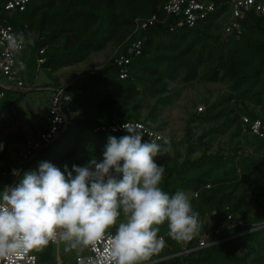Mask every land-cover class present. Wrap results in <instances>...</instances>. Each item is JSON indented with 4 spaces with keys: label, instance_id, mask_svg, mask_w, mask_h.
I'll list each match as a JSON object with an SVG mask.
<instances>
[{
    "label": "trees",
    "instance_id": "16d2710c",
    "mask_svg": "<svg viewBox=\"0 0 264 264\" xmlns=\"http://www.w3.org/2000/svg\"><path fill=\"white\" fill-rule=\"evenodd\" d=\"M7 1L0 0V19L5 18L13 27L24 31L31 56L29 66L33 70L36 68L35 57L45 59L40 68L54 71L82 63L92 53L102 51L119 31L124 33L121 39L129 37L125 40L127 45L143 40L141 54L126 67L127 79L119 77L121 67L115 63L120 55L126 53L124 46L96 72L91 74L89 71L66 87L65 93L72 98L66 126L38 154L52 150L50 158L58 162L64 156L74 155L78 149L89 156L104 152L109 136L119 138L127 133H95V127L142 122L130 114L115 121L113 106L117 109L125 106L137 97L139 88L141 93L157 96V104H169L172 96L163 97L168 91V82L193 81L202 68V78L209 82L226 83L227 92L216 96L202 113L195 112L196 116L188 120L187 154L184 159L178 161L167 157L157 162L165 169L161 187L169 195L177 190H184L189 195L196 193V198H190L193 210L201 217L205 212L212 215L214 227L222 225L227 215L231 214V234L250 229L253 221L248 223L243 215L237 218L242 208V197L233 201L232 194L239 182L254 185L263 181L262 162L239 155L241 147H236L233 154L208 153L209 144H205L200 156L191 159L190 125L223 118L220 125L208 131L209 134L223 135L231 129L242 146L257 151L264 148V140L251 135L241 136L239 122L241 115L248 116L251 121L259 119L264 122L256 112L257 109L264 110V22L249 13L242 22L241 35L238 38L226 36L221 26L225 0H210L217 10L195 27L174 28L172 31V21L164 19L160 13L167 0H33L25 11L5 14L3 8ZM152 15H157L158 23L145 31L132 33L135 19ZM46 25L48 30H45ZM34 27L40 39L31 43L29 35ZM41 50L43 54L40 56L38 52ZM10 93L0 102V112L26 94L16 92L18 95L14 96ZM231 104L233 108L228 109ZM144 140L147 141L146 138ZM31 163L30 159L20 165L17 168L20 175L13 179L2 177L5 183L15 185L22 176V170ZM2 173L3 170L1 176ZM261 202H255V208L262 216L254 222L264 219ZM225 207H228L227 211ZM165 234V246L151 257L152 264H264V229L243 234L187 257L174 258L167 257L180 251L179 241L168 236L166 224L160 227L159 232V235ZM51 262L48 246L39 257V263Z\"/></svg>",
    "mask_w": 264,
    "mask_h": 264
},
{
    "label": "clouds",
    "instance_id": "9594fccd",
    "mask_svg": "<svg viewBox=\"0 0 264 264\" xmlns=\"http://www.w3.org/2000/svg\"><path fill=\"white\" fill-rule=\"evenodd\" d=\"M23 45L22 35L8 37L11 51ZM122 127L127 134L108 137L102 160L63 171L41 162L0 192V264L34 260L30 253L57 239L66 251L93 249L92 264H147L165 246L161 226L177 241L199 232L189 194L169 195L161 187L165 169L155 160L161 145L145 141L141 125Z\"/></svg>",
    "mask_w": 264,
    "mask_h": 264
},
{
    "label": "rangeland",
    "instance_id": "374dc122",
    "mask_svg": "<svg viewBox=\"0 0 264 264\" xmlns=\"http://www.w3.org/2000/svg\"><path fill=\"white\" fill-rule=\"evenodd\" d=\"M36 26L38 27V22H36ZM45 30H48V25L45 26ZM123 34L122 31H119L118 35L109 41L102 51L92 53L82 63L59 68L55 71L42 68L33 70L30 68L27 74V84L30 86L29 92H26L19 101L0 112V144L3 145V150L0 151V192L6 186H12L11 184H6L2 178L1 171L3 168L16 162L17 152L27 138L36 135L38 131L47 130L48 123L46 118L53 90L57 86H68L72 81L83 76L93 67L104 65L111 57L117 54L119 49L127 45L125 40H128L129 37L126 36L121 39ZM39 39V32L34 27L29 35V42L33 43ZM47 51L46 49L45 53ZM29 78H32V80L29 81ZM227 89L226 83L209 82L202 78L201 68L198 77L193 81L186 83L181 80L168 82V91L163 94V97L172 96V99L166 105L157 104V96L141 93L139 88L137 97L128 101L125 106L118 109L113 106L114 120H119L122 116L130 114L157 132L162 138L160 142L158 141L161 145V152L155 158L156 162L163 161L167 157L182 161L187 154L186 127L188 120L190 117L196 116L195 112H197L199 107L204 110L206 105L212 103L216 96L226 93ZM10 95L15 96L18 94L11 92ZM232 108V104L228 106V109ZM222 121L223 118H220L211 123L201 124L193 122L190 125L192 129L190 158L195 159L200 156L205 144H209L208 153L233 154L236 147H241L242 150L239 155L249 156L253 161L262 162L264 170V148L257 151L242 146L239 139L234 138L232 135L231 129L223 135L208 133L211 128L220 125ZM164 140H167L168 143L165 144ZM51 155L52 150L34 155L31 158L32 163L22 170V175L29 170H38L41 162H49L60 168L61 171L64 170L65 165L68 166L69 170H71L73 165L86 166L93 158L97 161L102 160L103 152L89 156L78 149L74 155L64 156L58 162L51 160ZM238 173H241V171L238 170ZM261 183H263V186H261ZM240 197H242V208L237 214V218L243 215L248 223L259 219L262 215L255 208V202H261L262 200L261 203L264 206V178L262 182L254 185L239 182L232 194V199L236 201L241 199ZM245 212L247 213L244 214ZM203 216L207 223L212 221V215L209 213L205 212ZM112 232L114 233L115 229ZM48 246H50V256L52 258L50 264H57L58 260L60 264H73L77 256L84 255L87 251V249L66 251V244L60 240L57 245L51 246L49 244ZM48 246L41 251L35 252V254L38 257L42 256ZM148 263H150V260Z\"/></svg>",
    "mask_w": 264,
    "mask_h": 264
},
{
    "label": "built area",
    "instance_id": "2783aa9c",
    "mask_svg": "<svg viewBox=\"0 0 264 264\" xmlns=\"http://www.w3.org/2000/svg\"><path fill=\"white\" fill-rule=\"evenodd\" d=\"M33 0H9L5 3L3 13L11 14L13 12L25 11L27 5ZM225 11L221 16L222 32L226 36L239 37L242 33V22L246 19L249 13L259 18L264 22V2L262 0H225ZM217 10L216 5L210 0H167L166 3L160 8V13L164 16V19L169 18L172 22L170 24V31L174 28H193L199 21L205 20L208 16ZM157 15H152L146 18H137L134 20L133 33L138 31H145L149 27L158 23ZM12 34L17 36H23L24 45L19 53H15L8 48V37ZM26 37L23 30H18L13 27L8 21L3 18L0 19V102L9 94V92H29L30 86L27 84V74L29 73L30 66V53L26 47ZM143 40L132 41L126 45V53L120 55L115 63L121 67L120 78L127 79L128 73L126 67L130 62L141 54ZM41 56L43 50L39 51ZM23 62L25 68L19 70V62ZM43 57H35V70L40 68V65L44 63ZM101 66L93 67L90 72L93 74ZM67 86L56 87L50 99L49 110L46 121L48 123L47 131L40 133L37 137L26 140L21 149L17 152L16 162L13 165H8L3 168L2 177L13 179V170H17L20 165H23L29 161L34 155L46 145H48L53 139H55L60 132L66 126L67 115L71 114L72 98L65 93ZM203 112V108L199 107L197 113ZM240 133L241 136L251 135L261 140H264V122L256 119L251 121L246 115H241L239 118ZM124 124L141 125L146 130L144 138L146 140L158 142L161 140V136L142 122H125L117 123L111 126H97L94 128V132H112L119 133L125 132L123 129ZM160 137V139H157ZM209 186H207L208 188ZM190 198H196L197 194L189 195ZM228 210V207H225ZM233 215L228 214L224 223L218 227H214L213 220L207 223L203 217L199 216L200 230L190 240L179 241L180 251L176 254L170 255L167 258L174 257H187L197 251L204 250L215 245L224 243L233 238L241 236L243 234L264 229V219L253 222L250 224V229L240 234H231L233 226L229 223L232 221ZM240 224H243L239 222ZM166 241L165 235H160ZM59 239L55 242H51V245H57ZM34 256V260H26L16 262V264H40L39 257L32 252L29 254ZM97 253L87 248L86 254L77 256L73 264H92V259L95 258ZM150 262L148 264H152ZM57 264H60L58 260Z\"/></svg>",
    "mask_w": 264,
    "mask_h": 264
},
{
    "label": "crops",
    "instance_id": "0c3cea01",
    "mask_svg": "<svg viewBox=\"0 0 264 264\" xmlns=\"http://www.w3.org/2000/svg\"><path fill=\"white\" fill-rule=\"evenodd\" d=\"M256 112L264 119V110H256ZM48 129V128H47ZM45 131H47V130H44V131H38L37 133H36V135H34V136H31V137H29V138H27L26 140H28V139H31V138H35V137H37L40 133H43V132H45ZM25 140V141H26ZM24 141V142H25ZM23 145V144H22ZM22 147V146H21ZM21 149V148H20ZM19 149V150H20Z\"/></svg>",
    "mask_w": 264,
    "mask_h": 264
}]
</instances>
